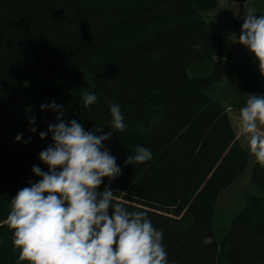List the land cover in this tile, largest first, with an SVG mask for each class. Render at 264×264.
I'll list each match as a JSON object with an SVG mask.
<instances>
[{"label":"trees","instance_id":"obj_1","mask_svg":"<svg viewBox=\"0 0 264 264\" xmlns=\"http://www.w3.org/2000/svg\"><path fill=\"white\" fill-rule=\"evenodd\" d=\"M217 3L0 0V264H17L19 256L4 223L11 199L41 179L34 165L48 171L39 154L53 144L52 134L41 140L39 133L59 122V112L40 106L52 101L64 106L65 122L76 119L96 135L112 132L103 143L122 170L110 184L113 202L147 213L163 233L168 264H264V168L255 161L249 181L258 193L241 192L244 204L231 218L215 206L248 164L216 94L224 73L216 57L232 54L230 39L212 32L204 16ZM244 3L234 18L240 32ZM84 74L92 80L87 92L98 97L88 107L83 93L67 89ZM26 82L37 131L29 127L15 143L1 125L8 101ZM111 103L121 107L123 132L110 127ZM137 146L152 159L125 164ZM107 185L104 178L97 191ZM218 219L225 229L215 236Z\"/></svg>","mask_w":264,"mask_h":264},{"label":"clouds","instance_id":"obj_2","mask_svg":"<svg viewBox=\"0 0 264 264\" xmlns=\"http://www.w3.org/2000/svg\"><path fill=\"white\" fill-rule=\"evenodd\" d=\"M244 8L235 42L253 54L264 76V15L257 16L249 0ZM82 99L88 107L98 97L87 92ZM40 107L41 111L59 112V122L39 133L41 140L52 134L53 144L39 154L48 171L33 166L32 172L41 179L17 192L4 221L13 230V251L19 250L17 264H168L163 233L147 213L129 211L122 203L113 202L110 184L122 170L103 143L110 140L112 132L96 135L85 131L76 119L65 122L64 106L55 101ZM109 107L111 129L123 132L126 125L120 105L111 103ZM235 119L250 154L264 168V96L248 94ZM35 123V117L29 119L33 133L37 131ZM102 129L96 128V132ZM21 136L15 140L20 141ZM30 141L31 137L24 143ZM150 159L152 152L137 146L125 164H143ZM104 178L109 185L98 192Z\"/></svg>","mask_w":264,"mask_h":264},{"label":"crops","instance_id":"obj_3","mask_svg":"<svg viewBox=\"0 0 264 264\" xmlns=\"http://www.w3.org/2000/svg\"><path fill=\"white\" fill-rule=\"evenodd\" d=\"M240 1L218 0L217 6L212 10L206 11L204 16L208 28L212 32L225 34L230 39L231 56L216 57L224 68V73L217 83L216 94L226 107L231 124L236 133V139L248 152V164L244 170L245 172L249 166V170L244 174L245 182H248L255 158L248 150L247 141L239 133L235 117L239 113L240 108L245 106L248 94L264 96V76H261L259 63L253 54L245 46L235 42L238 40L240 34V31L234 24V18ZM249 3L256 9L257 16L264 15V0H249ZM243 191L248 190L241 189L240 194Z\"/></svg>","mask_w":264,"mask_h":264},{"label":"rangeland","instance_id":"obj_4","mask_svg":"<svg viewBox=\"0 0 264 264\" xmlns=\"http://www.w3.org/2000/svg\"><path fill=\"white\" fill-rule=\"evenodd\" d=\"M190 73L198 72H195L194 68H192L190 69ZM91 85V77L84 74L80 78L72 82L67 89L74 93H85L88 91ZM31 89L32 87L30 83H24L10 98L5 108L4 119L1 125V132L4 135L8 136V138L12 139L15 143L19 142L15 140V137L18 134H22L21 139L23 138V136L25 135V131L30 127L29 119L34 117V107L31 101ZM248 170L249 166L246 171ZM245 172L236 181H233L228 187L222 189L218 194L215 202L216 208L225 211L230 218L234 214V212L244 204V201L240 195L241 189H246L248 191L258 193L249 181L245 182ZM19 183L22 184L23 181L21 180L19 181ZM224 229V220L218 219L214 225L215 236H218L220 231H223ZM170 264L176 263L171 262Z\"/></svg>","mask_w":264,"mask_h":264}]
</instances>
